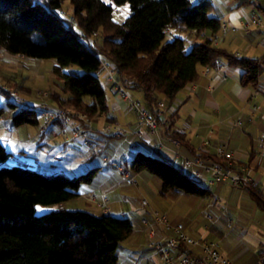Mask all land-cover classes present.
<instances>
[{
	"label": "trees",
	"instance_id": "trees-1",
	"mask_svg": "<svg viewBox=\"0 0 264 264\" xmlns=\"http://www.w3.org/2000/svg\"><path fill=\"white\" fill-rule=\"evenodd\" d=\"M235 1L237 7L254 3ZM124 5L127 15L115 21V9ZM213 9L211 0H0V52L53 60L50 74L60 82L61 93L52 91L49 98L69 108L72 115L108 120L106 86L100 79L103 63H108L118 70V80L127 91L142 95L149 112L168 111L171 120L178 94L196 83L200 67L213 68L216 61H225L242 71L243 87L258 86L260 60L237 57L215 44L223 24L211 15ZM68 66L78 67L81 73L64 71ZM0 92L7 98L6 106L0 107V123L13 128L39 124L41 112L34 105L14 102L8 90ZM170 127L168 137L182 143L184 134ZM92 138L98 154L88 148L89 154L100 156L101 146ZM137 142L131 144L129 159L112 160L123 171L132 177L145 173L157 178L162 197L204 199L212 194L211 187L202 184V174L196 178L192 170L188 173L176 166L157 147ZM11 156L0 142V264H118L122 243L134 231L133 220L97 207L94 211L90 204L84 209L63 207L78 201L82 189L92 186L100 171L116 170L101 162L72 176L49 174L26 162L5 166ZM195 158L207 164H227L214 150ZM232 163L234 170L242 171ZM234 187L247 190L264 209V193L256 186ZM38 207L45 211L38 213Z\"/></svg>",
	"mask_w": 264,
	"mask_h": 264
},
{
	"label": "crops",
	"instance_id": "crops-1",
	"mask_svg": "<svg viewBox=\"0 0 264 264\" xmlns=\"http://www.w3.org/2000/svg\"><path fill=\"white\" fill-rule=\"evenodd\" d=\"M228 6L226 12H218L217 15L221 19L224 18L221 22L228 28L226 36L222 38L218 46L237 57L261 61L262 69L256 88L243 87L240 83L242 71L226 64L225 61H221V68H211L208 73H204V68L200 67L196 83L188 85L178 94L174 104L175 116L168 120V111H160L157 121L158 136L147 132L145 137L132 141L129 137L133 136L132 134L137 129V118L128 108L127 103L115 94L110 83L105 82L108 120L114 123L118 116L124 119L131 116L133 124H131L129 133L123 132L121 138L106 136L93 124L95 135L92 141L101 146L102 151L100 156H90L89 153L84 154L79 151L81 144L78 139L73 138L72 134L69 136L68 133V137L65 138L61 133L62 126L53 123L48 134L43 137L38 135L36 146L30 145L32 138H27V141H30L27 142L29 144L22 143L19 152L42 158L49 164L53 163L50 158L52 155L41 152L50 150V148L59 149L52 152L55 154L54 159L59 160L61 165L67 167L78 166L75 170L68 169L73 174L78 169L79 171L85 170L91 164H101L100 158L102 157L118 162L129 159L132 155V142L138 141L137 143L140 145L149 147H156L160 142L162 147L158 150L165 157L179 164V167H183L186 172L191 173V168L183 166V158L194 159L203 152L202 142L209 140L211 148L204 153L213 152L215 146H225L227 151L232 152L236 167L247 171L255 181V186L264 193V159L259 158L257 144L258 138L264 134V117L259 111L254 110V107L257 106L264 111V47L261 45L264 38V25L262 27L249 26V17L252 12H255L264 22V0H254L253 4H249V10H244V5L237 7V2ZM222 77H225V80H221ZM210 86L212 91L207 90ZM131 97L136 99L132 95ZM235 120H241L242 125L240 127L232 126V122ZM171 121H173L172 124H170ZM171 125L172 129L184 134L185 138L182 143L172 142L166 134L167 127ZM59 135L64 138L65 144L57 143L51 147L50 143ZM113 137L114 139H112ZM127 142L128 146L130 143L129 150L127 147L122 149V144ZM102 146L105 148L103 149ZM42 170L46 171V169ZM138 177L142 186L140 188L137 182V188L146 191L149 189L148 183L155 181L145 173L137 175L135 180ZM202 178V183L212 189V194L208 198L196 199L185 195L170 196L171 198L165 199V203L159 204L160 211L166 213L172 223L181 221L188 236L203 237L211 241L220 240V253L232 260L234 264H264V255H261L264 252L263 241L257 246L247 238V231L252 228L256 233L264 234V209L257 206L247 190L234 187L228 181H213L212 176L207 173H202ZM120 183L124 184L117 170L100 171L96 176L95 183L82 189V196L88 192H91L92 195L105 193L107 196L108 193L113 192L115 187H120ZM114 195L123 200L127 199L121 191L112 196ZM221 202L224 203L223 206H221ZM86 207H90L89 204ZM117 209L115 207V210ZM120 210L122 209L120 208ZM151 213L134 214L130 218L134 222V231L122 243L118 264H161L160 259L158 262L152 260V256L158 255V253L149 247L143 224L144 220H151ZM109 214L127 217L124 213L112 209ZM201 215H207L210 222L206 226V232L197 236L196 232L198 231L194 230L192 223L197 222ZM232 217H236L237 222H234ZM236 228L237 230H235ZM185 249L190 253L200 252L199 248L186 247Z\"/></svg>",
	"mask_w": 264,
	"mask_h": 264
},
{
	"label": "rangeland",
	"instance_id": "rangeland-1",
	"mask_svg": "<svg viewBox=\"0 0 264 264\" xmlns=\"http://www.w3.org/2000/svg\"><path fill=\"white\" fill-rule=\"evenodd\" d=\"M104 1L107 3H111V0H104ZM191 1L195 2L196 0H191ZM211 1L214 5V9L211 12V15L213 16H217L218 12H222V11L226 12L227 8L229 7L228 5H231L234 2H236L235 0H211ZM66 4L67 3H65V5ZM243 8L244 10H249L250 6L244 5ZM127 13H128L127 5L117 7L113 13V19L115 21L121 22L127 15ZM222 19L224 20V18ZM53 65H54L53 60L27 59L24 57L11 56L4 51L0 52V86L5 90L10 91L11 95H14L12 97L16 98L14 99V102L16 103H18L19 101L20 103H27L30 105H34L37 111L41 113L42 111L45 112L50 110H61V111L68 110L70 119H73L72 112L69 108L59 107L55 103H53L49 98L50 92L52 91L61 93L60 82L55 78L51 77L50 74ZM64 71L81 73V70L76 66L65 67ZM100 79L102 80L103 83H105L102 75H100ZM127 92L130 96L131 95L134 96L136 100L140 101L143 104V98L141 94L130 90H128ZM6 101H7L6 96L0 92V107H5ZM41 113L39 117V124L37 126L31 124H23L19 127L13 128L10 127L8 124L0 123V142L5 146V148L9 152L12 153L10 160H8L5 166H12V165H17V163L19 162H26L29 165H34L32 167L38 169H46V172L49 174L64 173L68 176H72V173H70L68 169L73 168L75 170L77 169L78 166L74 165L71 167H67L66 165H61L59 163V160L54 159L55 154H52V152L56 148H50V150L47 149L41 152L42 154L50 153L52 155V157L50 158L53 163H49V164H47L42 158L35 156L33 157L31 154L24 155L19 152V149L22 148L21 147L22 143L30 142L27 141L28 136L30 137V139L32 138L30 145L36 144L37 137L40 134L39 132L40 127L43 124ZM117 118H118L117 121L114 123L110 120H107L106 117H101V119L95 117L90 119V121L92 122V127L94 124L95 126L98 127V129H100L99 131H102L101 133L104 134L106 133L105 128L107 127V125H110L112 128H119L121 131L129 133V131L131 130V124H133L132 117L130 116L127 119H124L118 116ZM66 131L68 135L71 136L70 129L66 128ZM48 132L46 134H48ZM108 135L109 134H106V136ZM53 140L54 141L50 143L51 147H54V144L57 143L65 144L64 138L60 135L55 137ZM128 141L130 142V139H128ZM82 147L83 146L80 145L79 147L80 152L82 151L84 154L90 153V150L87 147H83V148ZM125 147H127V149L129 150L130 143L129 146H128V142L126 144H122V149H124ZM58 150L59 149H56V151ZM173 164L179 167V164L177 163H173ZM77 171H79V169ZM136 176L137 175H134V177ZM151 178L154 179L155 181H151L148 183V187H149L148 191L140 189L142 183L140 182L141 180L139 177L136 178V180L140 188H137L138 186L137 184H136L137 186L136 185L127 186L125 182L124 184L120 183L121 184L120 187L118 188L115 187V189L112 190L113 192L108 193L107 194L108 197L106 196L109 200V209H112L120 213H124V215H126L129 218H131L132 215L134 214H141V213L143 214L144 212H155V211L161 212L159 209V204L165 203L166 197H162L160 195V187H161L160 181L153 176ZM120 191L123 193V195H126L127 199L123 200L120 197L117 198L115 195L112 196L114 193L119 194ZM91 194H92L91 192H88V194L82 196L80 199H78V201L65 203L63 207L66 209H84L86 208L85 206H87L86 204H90L91 209L96 211L95 210L97 207L96 204L88 200ZM102 194L105 193H99V194L94 193L93 195L97 197V200H100ZM142 200L147 201L148 206H143L141 203ZM221 203H222L221 206H223L224 203L223 202ZM218 206L222 208L220 205ZM115 207L118 209L115 210ZM54 208L56 207H51V209ZM120 208L122 210H120ZM153 208H155L156 210H154ZM37 211L39 213L41 211H45V209H43L42 207H38ZM209 220L207 215H201L197 222L192 223V227L194 228V230L196 229L198 231L196 232L197 236L202 235L206 232V226L209 225L210 222ZM232 220L234 222H237L236 217H232ZM235 230H237V228ZM254 231L255 230L253 228L247 231V236H248L247 238L249 239L250 242L259 246L262 241L264 243V234L261 233L258 234L256 233V231L255 232ZM159 259L160 258L158 255L154 254L152 256L153 261L158 262Z\"/></svg>",
	"mask_w": 264,
	"mask_h": 264
},
{
	"label": "built area",
	"instance_id": "built-area-1",
	"mask_svg": "<svg viewBox=\"0 0 264 264\" xmlns=\"http://www.w3.org/2000/svg\"><path fill=\"white\" fill-rule=\"evenodd\" d=\"M264 25L263 19L258 17L255 12H252L249 17V26L262 27ZM228 28L226 25H222L218 36L215 38V44H219L222 38L225 37ZM168 36H171L170 34ZM221 36V37H220ZM261 45L264 47V38L261 41ZM221 61H216L214 69L221 68ZM105 82L112 84V88L115 94L124 102L127 103L128 108L135 114L137 118V129L132 134L133 137L141 139L145 137V134L149 132L153 136H158L157 121L160 115V111L157 114L149 112L145 106L138 100L133 99L127 92L122 84L118 80V70L108 63H103ZM211 68L205 67L204 73H208ZM221 80H225L222 77ZM0 89L5 90L0 86ZM208 91H212V87L207 88ZM14 96V95H13ZM161 108L162 105L159 104ZM174 108H171L173 111ZM255 111H259L264 117V111L259 107H254ZM43 124L40 127V135H44L49 131L51 124L58 123L62 126L61 133L67 138L66 128L71 129L73 138L80 141L81 146L90 148L93 154H98V148L91 142L92 136L95 132L92 127V122L84 114H75L73 119L69 117L68 110H50L41 113ZM242 125L241 120H235L232 122V126L240 127ZM64 127V128H63ZM106 133L111 136L118 137L123 134L119 128H112L107 126ZM30 139V137L28 136ZM259 158L264 159V134H262L258 140ZM161 148L162 144L159 142L156 146ZM211 148L209 140H204L201 144L203 152H207ZM214 153L227 162L226 166L217 165L214 163L207 164L200 158L186 159L183 158L184 166L191 168L193 175L199 178L202 173H207L212 176L213 181H228L232 186L244 185L246 187H254L255 181L250 177L247 171L238 172L233 168V154L227 151L223 145L215 146L213 148ZM102 166L112 168L120 172L122 180L128 186H135L136 180L128 172L123 171L117 163L113 162L107 157L101 158ZM90 202L96 204L102 212H110L109 200L105 194L101 195V199L97 200V197L92 195L88 199ZM143 206H148L147 201L142 200ZM143 224L146 229L147 238L149 241V247L153 248L159 255L161 264H234L228 257L222 255L219 251L221 246L220 240L207 241L204 238H193L185 233L184 225L181 221L172 223L166 213L152 212L151 220H144ZM186 247L199 248V253H190L186 250Z\"/></svg>",
	"mask_w": 264,
	"mask_h": 264
}]
</instances>
